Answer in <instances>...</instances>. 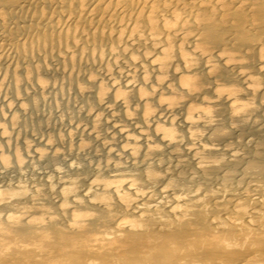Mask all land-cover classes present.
<instances>
[{
    "label": "bare ground",
    "instance_id": "6f19581e",
    "mask_svg": "<svg viewBox=\"0 0 264 264\" xmlns=\"http://www.w3.org/2000/svg\"><path fill=\"white\" fill-rule=\"evenodd\" d=\"M0 68V264H264V0H0ZM66 91L115 161L6 149Z\"/></svg>",
    "mask_w": 264,
    "mask_h": 264
},
{
    "label": "rangeland",
    "instance_id": "374dc122",
    "mask_svg": "<svg viewBox=\"0 0 264 264\" xmlns=\"http://www.w3.org/2000/svg\"><path fill=\"white\" fill-rule=\"evenodd\" d=\"M4 62L5 65H7L6 58H4ZM1 70H3V68H0V101L7 97L8 94L6 87L7 83L2 76ZM10 96H21L19 89L18 91L15 90ZM74 97L75 96L72 92H69L67 94V91L62 95H58L57 99H53L52 97H38V99H36L33 95L26 93V98L34 101L36 105L35 109L30 110V112L28 110H25V112L19 114V116L12 115L10 117L8 123H6L7 125L5 126L11 127L12 129L5 146L6 149H16V151H21L23 148H31V146H35V142L38 139L42 140V138L49 134L66 133L67 136L64 135V137L58 141V146L66 148L70 147L73 150V153L71 154L73 159L85 161L87 163L109 162L110 160L115 161L114 158L107 159L103 153L104 151L108 153L112 152V146L110 142L111 138L113 137L109 134L108 126H90L91 124H93L94 120L88 118L83 119L80 116L81 111L78 110V104L80 103H78V99L76 98V101ZM24 99L22 100V102H25ZM56 100L57 102H55ZM80 127H88L90 132V137L88 139L81 138L80 134H82V132L79 130ZM69 131L71 132V135L68 134ZM74 138H80L81 140H83L81 141V144H85V146L79 147L80 149L77 148L76 145L73 144V142H76L79 139H76L74 141ZM93 140L101 143H105L106 141H108V145L106 144L103 149L98 150L94 149V146L88 147L87 143H89L90 141L92 142ZM36 158V160L31 161L29 167H26L27 172H25L27 175L22 174V177L27 176L26 178H28V175L30 176L31 174L30 170L31 172H37L39 170L48 171V168L50 169V167L60 165L62 163L61 159L44 160L41 155ZM0 175H2V177L0 178H5L7 182L16 180L15 183L19 184L23 181L14 173V171H9L6 166L0 168ZM43 176L44 175H42L41 177ZM96 181H93V183H95ZM20 191L21 190H19V192ZM70 192L72 191H69V194ZM14 209H16L17 213L20 212L18 207H14ZM32 209L34 210V212H32L33 214L38 213L37 211L39 209H37L36 206L32 207Z\"/></svg>",
    "mask_w": 264,
    "mask_h": 264
}]
</instances>
